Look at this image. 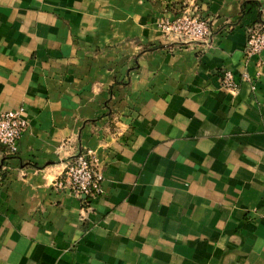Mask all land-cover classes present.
<instances>
[{
  "label": "crops",
  "instance_id": "crops-1",
  "mask_svg": "<svg viewBox=\"0 0 264 264\" xmlns=\"http://www.w3.org/2000/svg\"><path fill=\"white\" fill-rule=\"evenodd\" d=\"M182 11L209 33L163 36ZM258 22L264 0H0V111L26 120L0 145V264H264ZM87 149L102 192L54 188Z\"/></svg>",
  "mask_w": 264,
  "mask_h": 264
},
{
  "label": "built area",
  "instance_id": "built-area-1",
  "mask_svg": "<svg viewBox=\"0 0 264 264\" xmlns=\"http://www.w3.org/2000/svg\"><path fill=\"white\" fill-rule=\"evenodd\" d=\"M156 26L160 33L169 39H201L209 33L205 18L188 11L175 13L172 16H162ZM264 48V22L248 27L246 30L245 52L258 53ZM239 78L249 80L245 72H240ZM236 75L232 70L224 68L220 73V84L227 90H235ZM26 120L22 115V108L5 109L0 111V145L9 153L17 147ZM91 151L77 152L74 157L64 164L63 170L52 185L54 188L65 189L68 193L77 196L98 195L102 192L100 169L90 157ZM3 176L0 173V184Z\"/></svg>",
  "mask_w": 264,
  "mask_h": 264
},
{
  "label": "trees",
  "instance_id": "trees-1",
  "mask_svg": "<svg viewBox=\"0 0 264 264\" xmlns=\"http://www.w3.org/2000/svg\"><path fill=\"white\" fill-rule=\"evenodd\" d=\"M1 173V172H0ZM2 174V173H1Z\"/></svg>",
  "mask_w": 264,
  "mask_h": 264
}]
</instances>
